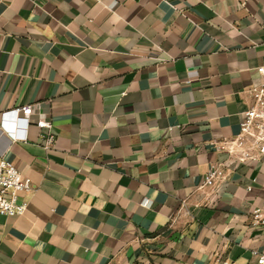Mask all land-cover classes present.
<instances>
[{"label": "crops", "instance_id": "crops-1", "mask_svg": "<svg viewBox=\"0 0 264 264\" xmlns=\"http://www.w3.org/2000/svg\"><path fill=\"white\" fill-rule=\"evenodd\" d=\"M263 62L264 0H0V158L32 181L0 214V264H258L264 155L215 143Z\"/></svg>", "mask_w": 264, "mask_h": 264}, {"label": "built area", "instance_id": "built-area-1", "mask_svg": "<svg viewBox=\"0 0 264 264\" xmlns=\"http://www.w3.org/2000/svg\"><path fill=\"white\" fill-rule=\"evenodd\" d=\"M260 81L248 88L250 104L244 111L239 124V132L230 138H224L215 143L216 147L225 151L239 163L258 162L264 155V62L257 68ZM32 106L25 104L13 108L5 114H11L16 122V128L10 132L13 141H26ZM36 125L44 130L45 146L53 144L54 135L51 133L52 123L47 120H38ZM222 164H210L203 178V187L214 188L225 178ZM251 189L250 186L247 187ZM32 191V181L25 177L17 167L5 158H0V214L6 216L21 215L28 207L27 195ZM251 218L254 224L264 225V204L252 208ZM257 263L264 264V250H255ZM221 264H227L222 260Z\"/></svg>", "mask_w": 264, "mask_h": 264}]
</instances>
